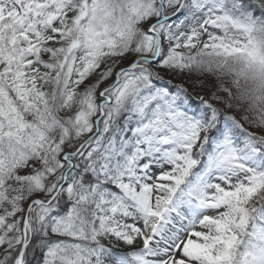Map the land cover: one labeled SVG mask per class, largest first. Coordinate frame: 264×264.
<instances>
[{"label":"snow or ice","instance_id":"1","mask_svg":"<svg viewBox=\"0 0 264 264\" xmlns=\"http://www.w3.org/2000/svg\"><path fill=\"white\" fill-rule=\"evenodd\" d=\"M0 264H264V0H0Z\"/></svg>","mask_w":264,"mask_h":264}]
</instances>
